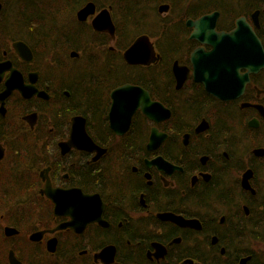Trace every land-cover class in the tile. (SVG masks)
I'll use <instances>...</instances> for the list:
<instances>
[{"label":"flooded vegetation","instance_id":"1","mask_svg":"<svg viewBox=\"0 0 264 264\" xmlns=\"http://www.w3.org/2000/svg\"><path fill=\"white\" fill-rule=\"evenodd\" d=\"M42 1L0 0V264H254L264 252V62L254 47V73L239 71L243 95L216 99L210 73L194 74L211 51L199 41L210 21L187 23L217 14L222 34L245 19L264 57V0L244 12L241 0H140L134 11L130 0ZM33 27L59 42L42 46L26 35ZM140 37L150 59L129 66L124 52ZM66 53L97 66L98 57L121 60L138 78L120 83L107 69L99 79L97 70L93 89L84 69L64 68ZM127 84L164 109L157 122L136 110L118 135L111 93ZM77 117L94 147L70 143Z\"/></svg>","mask_w":264,"mask_h":264},{"label":"water","instance_id":"2","mask_svg":"<svg viewBox=\"0 0 264 264\" xmlns=\"http://www.w3.org/2000/svg\"><path fill=\"white\" fill-rule=\"evenodd\" d=\"M92 7V4L87 5L79 13V17L84 18L85 16L89 15V13H91L93 10ZM216 18L217 14H213L199 20L194 24L191 22L187 23L188 26L193 25L196 30H199L204 24L206 26L207 21H210L207 34L204 33L207 37V40L199 41L210 46L211 51L206 54V65L204 70H201L199 66L195 65L194 57L203 53V51H195L192 56V61L195 65L194 74L195 77L198 75L200 77H208V75L204 73L209 72L210 76L214 78L215 81H204L207 92L218 100L230 101L243 95L245 84L248 81L246 76L247 74L241 76L239 71L245 69L248 73H254V63L256 62V58L254 57V47L258 49V52H260L258 54V56L260 55V63L264 62V57L261 52L260 44L257 40H254V32L252 28L246 23L245 19H239L236 22V27L232 32L217 34L214 31ZM252 18L254 20V14L252 15ZM107 19L108 26H110L111 22L109 17ZM96 24L97 23L93 24L94 28L99 29L100 27ZM110 28H112V25ZM146 39L147 38L145 37L138 38L124 52V60L127 65L135 66L148 64L151 52L148 50L149 41ZM197 60L198 59H196V61ZM111 99L112 104L109 112L110 128L118 135H122V133L126 131L130 118L136 110L141 109L150 120L157 122L158 120L156 119L155 115L163 112L164 109L158 104L151 103L148 94L144 90L128 84L114 90L111 93ZM168 117L169 113L167 112L164 115V118ZM249 126L252 127V122L249 124ZM70 136L71 144L81 143L84 148L94 147L86 134L85 121L80 117L73 119ZM155 141L156 135L155 132H153L148 147L152 148ZM249 178L250 172L248 171L243 178V188L246 190H249ZM111 254L112 256L110 261H113V252ZM243 262H246V260Z\"/></svg>","mask_w":264,"mask_h":264},{"label":"trees","instance_id":"3","mask_svg":"<svg viewBox=\"0 0 264 264\" xmlns=\"http://www.w3.org/2000/svg\"><path fill=\"white\" fill-rule=\"evenodd\" d=\"M227 3H225L226 5L225 6H234L235 3H236V0H226ZM139 3H141L140 0H130L129 1V7L133 8V11L134 9L136 8L137 10H139ZM241 3H242V7H243V12L245 10H249V9H253L254 8V3L251 1V0H241ZM135 13L131 12V15H134ZM26 27L27 29L30 28L29 25L26 24ZM46 28V27H45ZM43 28L41 30V28H37V27H33L32 28V32L31 33H27L26 35H29V37H34V38H31L33 40H38L39 43L42 44V46H51V47H55L57 45V43L59 42V40H49L48 42H46L47 40H42L44 38V32H43ZM36 34V35H35ZM130 41L131 40H118V44L121 46V47H127L129 44H130ZM68 49V47L66 48V50ZM80 49L82 50L83 53H85V49H84V46H80ZM76 50V49H75ZM44 51V47L42 48V52ZM68 53H66L65 55V61H66V64L68 66V68H65L67 70H75V69H84L83 71L84 74L82 76L81 79H84L86 82H87V85H90V87H92L93 89L96 87V78L97 77V70L98 71H101V75L99 77V79H102V75L103 73H107V74H112L114 75L115 77H117V81L120 82V83H124V82H130V83H135V79H137L138 77L136 76V71L138 69H133L127 65H124L121 60L119 62L116 61V63H114V65L110 63V59H106V58H102L106 61H103L100 57L99 60H100V63L98 64V66L96 64L93 63V60L89 59V57H81L80 60H71L68 55ZM55 62V61H54ZM57 62L58 60H56L55 62V68L57 67ZM107 62V63H106ZM110 63V65H109ZM63 65H64V61H63ZM65 67V65H64ZM107 69H111L110 73L109 72H105ZM74 72L73 71H70L67 75V79H69L70 75H73ZM116 81V82H117ZM102 84H104V80L102 82ZM77 89V88H76ZM100 89V88H98ZM101 91V90H99ZM261 195L260 198H264V192H262V194H259ZM260 202H262L263 204V207H264V199H261ZM259 213V222L261 224L260 228L261 229H264V209L261 210V211H258ZM260 240H262V236H260ZM257 259L255 260L254 259V264H264V252H258L257 254Z\"/></svg>","mask_w":264,"mask_h":264},{"label":"rangeland","instance_id":"4","mask_svg":"<svg viewBox=\"0 0 264 264\" xmlns=\"http://www.w3.org/2000/svg\"><path fill=\"white\" fill-rule=\"evenodd\" d=\"M58 1V2H57ZM60 4V2H59V0H43L42 2H40V4ZM38 4V3H37ZM39 14V13H38ZM42 30V29H41ZM36 35V34H35ZM31 38H34V37H31ZM33 40V39H32ZM39 49V53L41 54L42 53V47L41 48H38ZM89 52H93L92 50H90ZM97 53H99V51H96ZM100 54V53H99ZM89 59H91L92 60V58H89ZM110 62H111V60H110ZM113 64V63H112ZM64 65H65V67L64 68H68V66H67V64H66V61L64 60ZM114 65V64H113ZM115 66V65H114ZM52 68H54V66H52ZM258 232H260L262 235H264V229H259V231ZM263 243H259V245H258V248H262V249H264V244L262 245Z\"/></svg>","mask_w":264,"mask_h":264}]
</instances>
